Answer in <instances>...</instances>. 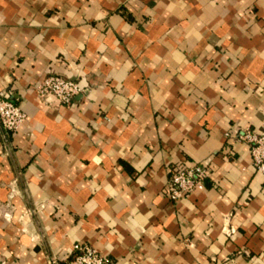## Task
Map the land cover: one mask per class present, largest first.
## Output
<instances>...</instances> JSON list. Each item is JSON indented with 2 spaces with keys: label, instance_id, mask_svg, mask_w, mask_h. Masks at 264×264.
I'll use <instances>...</instances> for the list:
<instances>
[{
  "label": "crops",
  "instance_id": "0c3cea01",
  "mask_svg": "<svg viewBox=\"0 0 264 264\" xmlns=\"http://www.w3.org/2000/svg\"><path fill=\"white\" fill-rule=\"evenodd\" d=\"M48 75L86 91L44 102ZM0 264H264V0H0ZM208 161L173 202L174 166Z\"/></svg>",
  "mask_w": 264,
  "mask_h": 264
},
{
  "label": "built area",
  "instance_id": "2783aa9c",
  "mask_svg": "<svg viewBox=\"0 0 264 264\" xmlns=\"http://www.w3.org/2000/svg\"><path fill=\"white\" fill-rule=\"evenodd\" d=\"M35 91L44 102L52 101L69 105L76 95L84 93L86 89L73 79L48 75L35 86ZM10 94L0 92V125L5 135L16 131L26 119V114L11 99ZM235 137L248 146L252 166L264 174V123L257 131L245 129L235 133ZM209 176L208 161L193 165L178 164L172 168L163 192L171 201L177 202L195 190L204 189L205 181ZM56 261L55 257L49 259L51 264ZM105 261V256L91 245L75 243L72 246L71 256L65 260V264H104Z\"/></svg>",
  "mask_w": 264,
  "mask_h": 264
}]
</instances>
